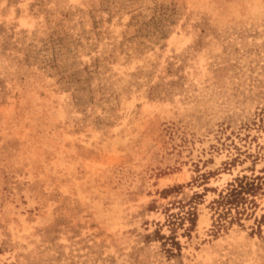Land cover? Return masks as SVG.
<instances>
[{"label":"rangeland","instance_id":"374dc122","mask_svg":"<svg viewBox=\"0 0 264 264\" xmlns=\"http://www.w3.org/2000/svg\"><path fill=\"white\" fill-rule=\"evenodd\" d=\"M262 216L264 0H0V264H264Z\"/></svg>","mask_w":264,"mask_h":264},{"label":"trees","instance_id":"16d2710c","mask_svg":"<svg viewBox=\"0 0 264 264\" xmlns=\"http://www.w3.org/2000/svg\"><path fill=\"white\" fill-rule=\"evenodd\" d=\"M245 190L243 187H240L239 191L232 190L231 193L226 197V204H234L237 206L241 197V191ZM261 221H264V216H262Z\"/></svg>","mask_w":264,"mask_h":264}]
</instances>
